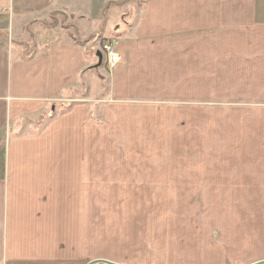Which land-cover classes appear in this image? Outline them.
<instances>
[{
	"label": "rangeland",
	"instance_id": "1",
	"mask_svg": "<svg viewBox=\"0 0 264 264\" xmlns=\"http://www.w3.org/2000/svg\"><path fill=\"white\" fill-rule=\"evenodd\" d=\"M230 1L74 0V11H70L72 0H65L61 3L65 14L56 15L58 27L50 30L46 28L51 23L49 14L36 13V18L25 19L26 16L12 15L11 10L0 9V33L6 31V38L14 42L27 41L26 48L34 53L40 39L54 44V37H67L64 28H69L74 39L88 41L85 46L90 54L97 50L102 55L101 74L96 70L93 75H82L74 94V106L85 105L89 112L88 121L86 119L81 127L82 135L91 136L89 144H74V188H77L74 189L73 226L74 234H85L86 245L74 248V264H87L95 259L117 264H253L264 261V191L231 190V185H224L229 181L217 182L225 188L222 190L198 189L200 182L194 179L205 171L200 158L208 159L214 154H226L230 158L240 145L236 139L242 123L238 124L240 116L232 112L230 106V63L223 62L221 68L211 67L205 78L194 79V75H190V87L198 93V98L173 100L164 105L159 101V104L157 101L142 103L157 106L154 110L140 109L131 103H107L106 56L101 50L104 44L113 45L127 39V31L136 25L138 29L143 22L145 29L140 38L146 42L156 41L158 45L162 40L167 42L178 37L172 32V24L190 22L196 26L194 24L205 22L206 31L212 35L236 19V13L231 15L227 8L234 0ZM30 7L34 6L30 4ZM219 8L224 11L217 12ZM27 24L29 28L20 31V27ZM70 25L74 26V32ZM147 52V46L137 51L135 57L140 58L135 67L154 68ZM90 54L84 50L86 61L90 63L88 70L93 72L92 66L96 63ZM148 79L154 80L150 73ZM63 111L64 108L58 110ZM81 118H84L83 113L77 110L74 129L79 128L75 121ZM261 118L259 115L258 119ZM104 123L110 126L114 135L112 141L106 142L104 132L97 127ZM91 127L101 132L86 129ZM262 131L261 127L257 133ZM26 134L20 133L21 136ZM120 135L126 144L121 142ZM246 141L243 139V144ZM129 151L148 156L159 153L185 157L187 169L184 171L190 177L183 176L182 168L175 167L171 171L157 165L136 167L129 162ZM145 162L150 164L151 159ZM216 166L210 162L207 170ZM217 169L221 170L220 165ZM159 172L169 174L160 179ZM134 174L138 175L132 179ZM123 176H129L130 181L122 180ZM179 176L183 179H174ZM179 180L187 185H180ZM74 241L77 242L75 236Z\"/></svg>",
	"mask_w": 264,
	"mask_h": 264
},
{
	"label": "crops",
	"instance_id": "2",
	"mask_svg": "<svg viewBox=\"0 0 264 264\" xmlns=\"http://www.w3.org/2000/svg\"><path fill=\"white\" fill-rule=\"evenodd\" d=\"M64 1L0 0V9L11 10L12 15L26 16L25 19L43 12L41 14H49L50 19L51 14H65L61 5ZM69 5H73L70 11H74V0ZM227 8L231 15L236 13V19L212 35L206 31L205 22L193 23L196 26L190 22L172 24V32L178 37L174 33V38L167 42L162 40L158 45L156 41L146 42L140 38L144 22L138 29L136 25L128 30L127 39L113 44L120 61L112 69L103 66L107 72V103H131L140 109L154 110L157 106L142 103L159 101L164 105L173 100L198 98V93L190 87V75H194V79L205 78L211 67L221 68L223 62L230 63V106L231 111L240 116L237 123H242L236 139L240 145L230 158L226 154H214L208 159L202 156L200 164L205 171L194 179L200 182L198 189L222 190L225 188L217 182L229 181L224 185H231V190L264 191V0H234ZM220 10L224 11L219 8L217 12ZM144 13L145 17L147 11ZM29 24L21 26L20 31L27 30ZM70 26L74 32V26ZM55 27L50 28L48 24L46 28ZM64 30L68 36H55L54 44L44 38L43 43L39 38L35 53L26 48L27 41L14 42L6 38V31L0 33V37L3 36L0 38V146L3 145L0 152V264H74V248L86 246L85 234H74L73 226L74 189L77 188H74V144H89L91 136L82 135L81 127L86 119L88 121L89 112L85 105L74 106V94L82 75H93L96 70L100 75L103 64L99 66L94 57L96 50L90 54L86 49L88 41L74 39L69 28ZM46 43L49 44L45 46ZM145 46L150 64L154 63L152 69L134 66L139 64L136 60L140 57H135L137 51ZM84 50L94 58L93 72L88 70L90 63L86 61ZM149 73L153 81L148 79ZM60 108H64L62 113L58 112ZM77 110L84 118L75 121L79 128L74 129ZM106 124L97 127L102 129L107 142L112 141L114 135ZM261 127L263 131L258 134ZM99 128L86 129L101 132ZM22 132L27 134L21 136ZM119 138L126 144L121 135ZM243 139L247 140L244 144ZM132 153L129 151V162L136 167L157 165L171 171L175 167L182 168L183 176L190 177L184 171L187 169L185 157L159 153L151 156L133 153L132 156ZM141 158L144 161L139 162ZM133 159L136 161L132 162ZM146 159H151V163L145 162ZM210 162L217 166L207 170ZM103 164L110 165L109 162ZM219 165L221 170L217 169ZM167 174L159 172L157 176L163 179ZM127 177L123 176L122 180L129 182ZM178 178L183 179L182 176L174 179ZM178 183L187 185L181 180Z\"/></svg>",
	"mask_w": 264,
	"mask_h": 264
},
{
	"label": "built area",
	"instance_id": "3",
	"mask_svg": "<svg viewBox=\"0 0 264 264\" xmlns=\"http://www.w3.org/2000/svg\"><path fill=\"white\" fill-rule=\"evenodd\" d=\"M103 50L106 54L107 64L113 68L120 61V55L115 53L110 45L103 46Z\"/></svg>",
	"mask_w": 264,
	"mask_h": 264
},
{
	"label": "water",
	"instance_id": "4",
	"mask_svg": "<svg viewBox=\"0 0 264 264\" xmlns=\"http://www.w3.org/2000/svg\"><path fill=\"white\" fill-rule=\"evenodd\" d=\"M96 56L99 59V62H101L102 56L100 55V53H96ZM87 264H117V263L107 261V260H103V259H95V260L89 261ZM253 264H264V261L256 262Z\"/></svg>",
	"mask_w": 264,
	"mask_h": 264
},
{
	"label": "trees",
	"instance_id": "5",
	"mask_svg": "<svg viewBox=\"0 0 264 264\" xmlns=\"http://www.w3.org/2000/svg\"><path fill=\"white\" fill-rule=\"evenodd\" d=\"M56 15L57 14H51L50 16V24H49V27H55L57 25V18H56Z\"/></svg>",
	"mask_w": 264,
	"mask_h": 264
}]
</instances>
